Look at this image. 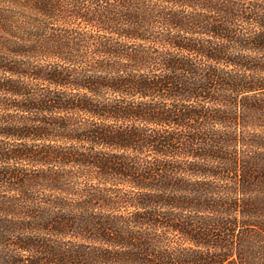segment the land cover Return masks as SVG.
<instances>
[{
  "label": "trees",
  "instance_id": "trees-1",
  "mask_svg": "<svg viewBox=\"0 0 264 264\" xmlns=\"http://www.w3.org/2000/svg\"><path fill=\"white\" fill-rule=\"evenodd\" d=\"M0 264H264V0H0Z\"/></svg>",
  "mask_w": 264,
  "mask_h": 264
}]
</instances>
